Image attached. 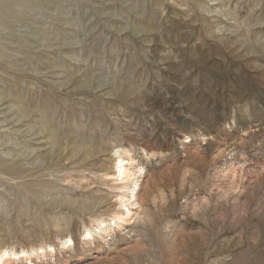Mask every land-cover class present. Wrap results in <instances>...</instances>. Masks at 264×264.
Listing matches in <instances>:
<instances>
[{"label": "rangeland", "instance_id": "374dc122", "mask_svg": "<svg viewBox=\"0 0 264 264\" xmlns=\"http://www.w3.org/2000/svg\"><path fill=\"white\" fill-rule=\"evenodd\" d=\"M0 264H264V0H0Z\"/></svg>", "mask_w": 264, "mask_h": 264}, {"label": "bare ground", "instance_id": "6f19581e", "mask_svg": "<svg viewBox=\"0 0 264 264\" xmlns=\"http://www.w3.org/2000/svg\"><path fill=\"white\" fill-rule=\"evenodd\" d=\"M118 164H119V177H120L119 185L121 187H126L128 190H130L129 193L131 194V197L134 198V200L132 202L130 200V202H128V203L126 202L127 204H125V205H130V204L133 205L136 202V199H135V198H137L136 197V190H137L140 182H139L136 174L131 171V162L129 160H126L125 158H120ZM128 210H129V212H131V209L128 208ZM91 235H92V233L90 231H88L87 236H91ZM69 241L71 242V239H69ZM11 254L12 255H18L19 253L15 252V251L5 252L3 254V256H5V255L8 256Z\"/></svg>", "mask_w": 264, "mask_h": 264}]
</instances>
